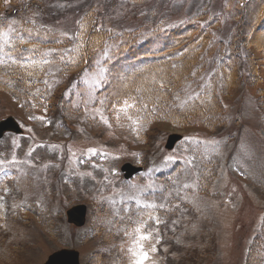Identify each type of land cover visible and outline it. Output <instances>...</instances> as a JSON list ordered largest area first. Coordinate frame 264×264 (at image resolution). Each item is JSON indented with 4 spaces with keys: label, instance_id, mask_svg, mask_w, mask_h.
I'll use <instances>...</instances> for the list:
<instances>
[{
    "label": "rangeland",
    "instance_id": "1",
    "mask_svg": "<svg viewBox=\"0 0 264 264\" xmlns=\"http://www.w3.org/2000/svg\"><path fill=\"white\" fill-rule=\"evenodd\" d=\"M249 1L242 27L251 22L260 0ZM226 5L227 0H23L34 14L42 9L51 28L72 29L90 12L97 25L113 32L171 25L197 10L220 11L226 19ZM227 26L217 35L226 34ZM256 41L252 37L246 50L239 46L254 58L248 60L253 80L244 68L218 97L228 120L225 127L210 126L197 115L175 125L135 109L128 115L139 118L138 125L124 113L118 121L115 108L105 109L96 99L99 69L71 89L76 112L55 100L56 111L19 103L0 87V118L12 115L23 127L22 134L0 140V160L5 161L0 170V264H43L62 247L77 249L80 264H94L101 244L92 226H110L97 218V210L112 207L115 214L118 205L129 209L131 204L148 212L142 233L151 232L152 238L143 242L149 251L145 264H245L250 238L264 222V54ZM156 74L164 76L163 70ZM142 86L154 90V78L143 79ZM173 132L183 138L167 151L164 143ZM13 157L17 162L8 163ZM124 162L143 170L123 180L119 168ZM147 185L152 187L142 191ZM76 203L87 206L86 222L78 227L66 215ZM151 203L157 207L145 206ZM137 227L98 258L102 264H133L129 248L136 247Z\"/></svg>",
    "mask_w": 264,
    "mask_h": 264
},
{
    "label": "trees",
    "instance_id": "2",
    "mask_svg": "<svg viewBox=\"0 0 264 264\" xmlns=\"http://www.w3.org/2000/svg\"><path fill=\"white\" fill-rule=\"evenodd\" d=\"M8 1L15 4L19 0ZM247 1L249 0H243L239 3V0H227L228 8L226 5L225 9L226 13L228 12L226 16L228 31L226 34L222 33V36H218L216 33L225 24L222 12L208 15L207 13L201 14L202 11L197 10V13L186 22L171 27L170 32L166 35L172 40L170 47L165 51L148 53L147 57L152 59L149 64L141 65L138 70L128 75L115 77L119 83L115 86L111 85L112 88H118H114L112 96L118 97V94L121 97L134 96L148 104V113L159 117L158 120L160 121H169L175 125L186 121L187 117L195 115L200 116L210 126L225 125L226 118L223 105L221 103L220 107L218 102L219 90L221 93L225 92L233 83L234 76L240 77L241 70L246 69L251 80H253L251 77H254L253 64L248 62L254 58H249L250 53L248 51L243 54L239 46L248 47L250 40L254 37L257 38L255 46L264 54V40L258 39L260 34L264 35V0L258 1L250 17L251 22L247 23L248 26L243 25L244 27H242L245 16L243 8L246 7L244 3ZM3 3L4 0H0V7L3 6ZM21 6L18 5L16 8L24 9ZM88 13L90 12H85L82 16L85 26L81 31L82 38L78 39L72 47H69V51L72 52V60L80 59L75 65H67V71L71 73L84 66L90 67L92 65L90 64L91 59L110 39H114L112 42L109 41V45L112 49L111 52L117 53L113 57L117 58L136 44L137 36L132 34L133 31L122 33L119 36H111L108 31L97 27V21ZM24 29L25 25L17 31V34H14L19 41L24 39L26 42H30L28 37L21 36L22 32L26 34ZM244 33H248V35H244ZM62 40L60 37L55 39L58 43H62ZM189 51L190 53H188ZM129 54L135 58L133 53ZM246 62L249 63L248 67H244ZM173 65L176 67L173 68ZM25 66L22 74L30 75L35 72V67H43V64L37 60L34 65L29 63ZM160 70H163L164 76L156 74ZM171 70H175V73L172 74ZM193 70L196 72V76L190 74ZM223 74H226L224 78ZM205 75H208V82L211 83V86L206 87L198 98L188 102L186 107H178L174 101L175 94L179 93L183 85L188 82L198 84ZM150 76L154 78L155 82L152 91L142 86L143 79ZM160 82L164 83V88L159 87ZM213 84H217L218 87L214 88ZM59 86L61 87V85ZM137 89L140 91L138 92ZM109 90L110 93L111 88ZM53 98L52 95L48 100L52 101ZM153 108L155 111H152ZM163 108L166 110L163 111ZM262 121L264 126V120ZM263 255L264 223L249 246L245 264H264Z\"/></svg>",
    "mask_w": 264,
    "mask_h": 264
},
{
    "label": "snow or ice",
    "instance_id": "3",
    "mask_svg": "<svg viewBox=\"0 0 264 264\" xmlns=\"http://www.w3.org/2000/svg\"><path fill=\"white\" fill-rule=\"evenodd\" d=\"M4 3L7 4L8 0H4ZM61 6H63V5H61ZM15 23H16L15 21H12L10 24H8L6 31H0V40L3 41V45L9 46V47L12 46L11 45V37L9 34L16 31V29L13 27V25ZM31 23L35 24V20H32ZM19 43L24 44V43H26V41L24 39H20ZM0 52H4L3 46H0ZM20 67H26V66L20 65ZM175 67L176 66L173 65V68H175ZM190 74L192 76H196V72L194 70ZM45 83H47V81H45ZM164 86H165L164 83L160 82L159 87L164 88ZM189 87H190V85H189ZM137 91L139 92L140 89H137ZM195 96L198 98L199 93L198 92L195 93ZM192 99H193L192 95H187L186 98H182L181 95L179 93H177L174 96V101L177 102V106L180 108L186 107L188 105V102ZM101 103H103V102H101ZM140 104H141V107H138L136 97L128 96L127 98L122 100L121 104L113 105V108H115L116 113H117L116 119L119 121L120 120V113H124L125 117L128 120H130L133 125H138L140 123L139 118L133 119V117L131 115H128V110L129 109H135L137 112L148 110V104L147 103H143V101H141ZM152 111H155V108H153ZM97 112L100 114V119L106 125L111 127L107 117H105L102 113H100L99 109L97 110ZM34 118L35 119H43L42 117H34ZM133 130H135V128ZM53 147H55V146H53ZM89 151L92 152L93 155L96 154L95 149H89ZM31 154H32V150L29 151L28 155L30 156ZM168 159L171 160L172 157H169ZM16 162L17 161L15 160V157H13L12 160L8 161V163H13V164H15ZM4 164H5V161L0 160V170H2V167ZM151 187H152V185H147L144 189H141V190L144 191V190H147L148 188H151ZM0 199H3V197H0ZM145 206L148 208H156L157 207V205L155 203L147 204ZM159 206L163 207L164 205L161 204ZM0 207H3V206L0 205ZM149 219H153V217L151 215H149ZM145 225H146V221H140L139 222V226L135 229V232L137 233V239L134 241V244L136 245V247H135V249L129 248V252L134 257L133 264H145V262L149 259V251H146L144 249V243L143 242L150 240L152 238V233L151 232H148L146 234L142 233V229L145 227ZM151 251L152 252L156 251L155 246L151 247Z\"/></svg>",
    "mask_w": 264,
    "mask_h": 264
},
{
    "label": "water",
    "instance_id": "4",
    "mask_svg": "<svg viewBox=\"0 0 264 264\" xmlns=\"http://www.w3.org/2000/svg\"><path fill=\"white\" fill-rule=\"evenodd\" d=\"M5 129L17 130V125L13 123L11 119L2 120L0 121V135ZM178 138V135H169L166 146L171 147ZM122 169L125 170V176L127 177L137 171L136 167H132L128 164H125ZM73 210L77 213L73 215V213L70 212V217L77 221H81L84 213V206H75ZM44 264H78V253L73 249H60L53 252Z\"/></svg>",
    "mask_w": 264,
    "mask_h": 264
}]
</instances>
